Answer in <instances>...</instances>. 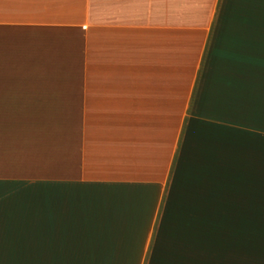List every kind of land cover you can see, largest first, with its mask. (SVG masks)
Masks as SVG:
<instances>
[{
	"label": "crops",
	"instance_id": "obj_1",
	"mask_svg": "<svg viewBox=\"0 0 264 264\" xmlns=\"http://www.w3.org/2000/svg\"><path fill=\"white\" fill-rule=\"evenodd\" d=\"M261 153L264 0H0V239L28 264H210L257 223Z\"/></svg>",
	"mask_w": 264,
	"mask_h": 264
},
{
	"label": "rangeland",
	"instance_id": "obj_2",
	"mask_svg": "<svg viewBox=\"0 0 264 264\" xmlns=\"http://www.w3.org/2000/svg\"><path fill=\"white\" fill-rule=\"evenodd\" d=\"M258 189L253 193L243 194L241 201L244 217H259L257 223H244L238 239L229 225V234L224 243V255L221 258L213 255L210 264H264V155H260ZM234 228V226H233ZM1 229V228H0ZM28 240H2L0 239V264H28L30 252ZM32 255V254H31Z\"/></svg>",
	"mask_w": 264,
	"mask_h": 264
}]
</instances>
